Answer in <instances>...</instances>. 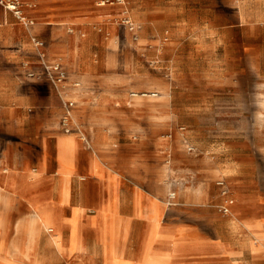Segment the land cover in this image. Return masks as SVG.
Listing matches in <instances>:
<instances>
[{
    "label": "crops",
    "instance_id": "1",
    "mask_svg": "<svg viewBox=\"0 0 264 264\" xmlns=\"http://www.w3.org/2000/svg\"><path fill=\"white\" fill-rule=\"evenodd\" d=\"M9 1L18 7L29 3L25 17L33 23L25 26L0 4V264H10V224L17 225L22 250L11 264L39 259L42 264H95L98 257L105 262V247L130 264H160L150 259L183 264L187 258L199 264L198 259L214 256L243 264L248 255L259 253L250 237L240 234L249 233L245 223L264 240V219L229 217L217 209L219 214L204 215L206 229L199 228V217L168 218L169 208L181 203H215L217 208L230 198V211L234 203H264V183L257 178L262 171L234 160L230 152L216 151L214 143L199 145L206 157H226L216 164L221 175L209 183L202 202H196L198 190L186 201L185 188L195 191L205 182L198 168L174 163V150L185 144L186 155L198 154L196 145L180 138L185 130L177 129L183 126L174 135L161 133L167 121L152 119L157 116L149 107L133 106L120 90L99 91L97 81L86 78L96 73L95 45L78 41L71 30L112 32L114 15H88L80 7L83 0ZM31 35L43 41L48 62L59 61L66 69L67 96L76 101L74 116L92 150L76 132L61 130V102L42 73ZM231 78L225 80L236 75ZM75 81L82 85L74 87ZM164 107L160 110L166 113ZM187 144L194 150L188 151ZM218 179L225 181L226 197ZM170 191L175 198L167 205Z\"/></svg>",
    "mask_w": 264,
    "mask_h": 264
},
{
    "label": "rangeland",
    "instance_id": "2",
    "mask_svg": "<svg viewBox=\"0 0 264 264\" xmlns=\"http://www.w3.org/2000/svg\"><path fill=\"white\" fill-rule=\"evenodd\" d=\"M99 1L105 4L100 5ZM82 2L80 7L88 15L104 12L114 15L110 24L112 32L95 29L89 34L85 29L69 26L78 41L89 39L95 45L96 73L86 78L96 80L99 91L120 90L133 106L149 107L157 116L152 119L167 121L161 133L171 131L174 135L177 127L183 126V137L177 135L196 145L198 154L195 157L184 153L186 144L174 150L175 164L192 165L204 176L205 183H200L195 191L185 188L189 197L187 202L191 201L190 194L197 190L199 201H195L202 202L211 181L221 175L216 164L226 155H221L218 160L206 157L204 150L199 148L206 143H214L216 151L230 152L234 160L249 162L260 169L262 175L257 178L264 183V0ZM72 7L77 8L78 4ZM19 9L27 16L25 10L30 11L32 7L23 2ZM125 17L140 25L137 41H132L130 33L121 24ZM235 75L236 79H233ZM226 77L233 80H225ZM81 85L80 82L78 87ZM142 92L157 95L142 96ZM131 93L137 95L131 96ZM162 105L166 107V113L161 112ZM169 121H172L170 130ZM198 123L202 128L195 132ZM159 129L156 127L154 133ZM10 211L7 207L8 214ZM13 212L16 214L15 210ZM214 214H219L215 203H181L169 208L168 218L189 221L199 217V228H206L204 215ZM247 216L264 219V203L251 206L234 203L229 217ZM238 223V220L232 222L233 226ZM8 226L6 258L11 264L22 250L20 240L15 238L17 225ZM244 227L251 235L245 232L240 236L250 237L252 246L259 253L248 255L243 264H264V240L247 224L244 223ZM28 243L30 241H26ZM104 253L106 264H130L115 256L111 248L105 247ZM189 260L193 258L184 259L183 264H190ZM105 262L98 257L95 264ZM198 262L229 264V259L214 256L200 258ZM36 264H42V261L39 259Z\"/></svg>",
    "mask_w": 264,
    "mask_h": 264
},
{
    "label": "built area",
    "instance_id": "3",
    "mask_svg": "<svg viewBox=\"0 0 264 264\" xmlns=\"http://www.w3.org/2000/svg\"><path fill=\"white\" fill-rule=\"evenodd\" d=\"M119 1V0H118ZM0 4L6 9L11 11L14 16L20 20L25 26L31 25L33 22L27 17L22 15L21 10L18 7V3L16 1H4L0 0ZM121 24L123 27L130 33L132 41L138 40V34L140 30V25L132 21L130 18L125 17L121 20ZM71 30V29H69ZM31 43L34 47V50L37 54V60L39 65L42 67V73L45 76L46 80L52 85L58 98L61 102L62 106V114L60 117V126L63 133H72L76 132L79 137L86 143V145L92 150L90 142L87 140L86 135L83 133L81 126L77 122L74 116V106L76 101L69 96H67V89H65V82L67 81V71L63 67V65L59 61L48 62L46 58V53L44 51V43L42 40L37 38L34 35L30 36ZM29 76H33V73H29ZM80 82L75 81L73 83L74 87H78ZM137 93H131V96H136ZM142 96H156L155 92H142L140 93ZM179 131H183V127H178ZM168 137H171V133L167 134ZM187 150L193 151L194 147L190 144H187ZM169 154L168 160L169 162ZM216 185L220 187V194L224 197L228 194V188L226 187L225 181L223 179H218L216 181ZM175 198V192L170 191L167 196V201L165 202L167 205L173 204V199ZM232 204V199L226 198L224 201L217 205V209L223 214H230V205Z\"/></svg>",
    "mask_w": 264,
    "mask_h": 264
},
{
    "label": "bare ground",
    "instance_id": "4",
    "mask_svg": "<svg viewBox=\"0 0 264 264\" xmlns=\"http://www.w3.org/2000/svg\"><path fill=\"white\" fill-rule=\"evenodd\" d=\"M100 2V1H99ZM119 3L120 4H122L123 3V0H119ZM29 4V3H28ZM100 5H103V4H105V2H100L99 3ZM28 10V9H27ZM30 18V17H29ZM114 21H115V19H114ZM110 23V22H109ZM118 26V25H117ZM121 27H122V25H121ZM118 29V28H117ZM122 29V28H121ZM114 32H115V30H114ZM112 34V33H111ZM74 35V34H73ZM111 36V35H110ZM119 37H120V35H119ZM119 39V38H118ZM121 40V39H120ZM118 43L120 42V41H117ZM122 42V41H121ZM121 42H120V44H121ZM75 45V44H74ZM119 47V46H118ZM80 91V90H79ZM86 91V90H85ZM163 95V94H162ZM102 104V103H101ZM102 105H105V104H102ZM109 105V104H108ZM60 137V136H59ZM64 137V136H63ZM72 137V136H71ZM185 142V141H184ZM14 155V154H13ZM12 155V156H13ZM16 157V156H15ZM13 158V157H12ZM18 160V159H17ZM11 162V161H10ZM4 163H5V161H4ZM12 163V162H11ZM227 163V162H226ZM229 163V162H228ZM16 164V163H15ZM2 165V164H1ZM11 165V164H10ZM225 165V164H224ZM226 166V165H225ZM15 168V167H14ZM6 170V169H5ZM174 174V173H173ZM1 175V174H0ZM1 178V177H0ZM1 180V179H0ZM4 186V185H3ZM159 190V189H158ZM159 192V191H158ZM163 193V192H162ZM161 195V194H160ZM38 224V223H37ZM22 225V224H21ZM34 229V228H33ZM20 240V239H19ZM32 241V240H31ZM80 250V249H79ZM89 250V249H88ZM86 251H87V249H86ZM90 251V250H89ZM88 251V252H89ZM81 254V253H80ZM81 258V257H80ZM236 260V259H235ZM81 263V262H80ZM16 264H18V263H16Z\"/></svg>",
    "mask_w": 264,
    "mask_h": 264
}]
</instances>
